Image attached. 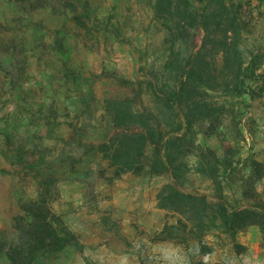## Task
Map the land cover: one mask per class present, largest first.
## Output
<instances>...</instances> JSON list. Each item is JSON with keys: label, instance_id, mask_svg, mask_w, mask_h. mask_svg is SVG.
<instances>
[{"label": "rangeland", "instance_id": "1", "mask_svg": "<svg viewBox=\"0 0 264 264\" xmlns=\"http://www.w3.org/2000/svg\"><path fill=\"white\" fill-rule=\"evenodd\" d=\"M237 2L247 26L241 55L264 57V0ZM151 4L0 0V237L43 181L46 201L82 243L34 264H264L256 223L225 226L232 208L264 198V165L250 164L264 163V96L232 95L234 78L214 69L210 45L198 62L201 27L170 50ZM107 21L124 41L99 29ZM164 77L195 88L199 106L165 107ZM147 123L162 134L188 129L182 158L191 169L155 171L146 143L142 170L114 178L97 144ZM232 157L241 162L226 171ZM0 264L11 263L0 253Z\"/></svg>", "mask_w": 264, "mask_h": 264}, {"label": "trees", "instance_id": "2", "mask_svg": "<svg viewBox=\"0 0 264 264\" xmlns=\"http://www.w3.org/2000/svg\"><path fill=\"white\" fill-rule=\"evenodd\" d=\"M200 2L203 4L198 9V7L192 8L189 0H152V12L162 21L168 32L166 39L168 48L172 50L176 43L189 37L188 33L191 29L201 27L204 32L202 44L192 52L198 57V62L210 45L213 52L220 56V69L217 70V66L213 64L214 69L218 73L223 70L228 71L234 78L232 95H245L248 99L264 96V57H254L250 53L244 58L240 52V36L244 30H247V26L242 17L243 11L237 7V0H200ZM109 23V21L101 22L99 29L124 41L125 38H122L120 30ZM192 66L189 70L190 75L195 74L196 67H203L201 63ZM198 80L202 81L200 75ZM194 89H185L180 82L171 85L165 77L159 87L161 95L165 98L163 103L170 109L177 106L181 99L189 102L187 105L189 110L197 108L199 104L193 100V96L197 94ZM185 92L187 94L183 96ZM138 129L135 132L124 129L121 133L118 132L108 140L97 144L98 151L115 166L114 178L129 171L137 173L142 170L141 157L146 143L154 147L152 167L157 169L155 171H169L172 177H175L173 170L176 165L191 169L182 158L188 151L183 145L187 128L183 132L180 128H171L162 134L155 126L151 127L147 123L142 124ZM180 157L178 164H175V160ZM233 162L237 164L241 161L233 160L232 157L229 163L223 164V169L229 170ZM216 163L220 164L219 161ZM250 164L264 165L257 160H251ZM194 169L197 172L203 171L201 164L196 165ZM228 174H225V177ZM41 183L46 185L43 181ZM44 186L38 185L37 199L23 202L20 207L21 213L14 218V231L9 236L0 237V253L11 264H34L38 260L53 258L69 246H82L63 215L54 210L51 201H46V195L50 190H46ZM53 194L54 189L51 191V195ZM248 223H256L261 232H264V198L232 208L225 226L234 232Z\"/></svg>", "mask_w": 264, "mask_h": 264}]
</instances>
